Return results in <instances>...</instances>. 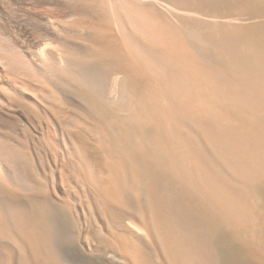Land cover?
<instances>
[{
    "label": "bare ground",
    "instance_id": "obj_1",
    "mask_svg": "<svg viewBox=\"0 0 264 264\" xmlns=\"http://www.w3.org/2000/svg\"><path fill=\"white\" fill-rule=\"evenodd\" d=\"M86 222L123 264H264V0H0V264Z\"/></svg>",
    "mask_w": 264,
    "mask_h": 264
},
{
    "label": "rangeland",
    "instance_id": "obj_2",
    "mask_svg": "<svg viewBox=\"0 0 264 264\" xmlns=\"http://www.w3.org/2000/svg\"><path fill=\"white\" fill-rule=\"evenodd\" d=\"M82 200L84 202L83 198H82ZM86 224H89V226ZM83 226L84 227L82 229V240L83 241H90L93 244L94 248H96L95 246H97V244H98V246L96 249H93V252L92 251L90 252L89 250L82 248L81 245H75L77 247H75L74 245H71L72 247H70L69 245L65 246V248H66L65 253L67 255L68 260L71 263H73V264H114V263L115 264H123V262L120 260V258H118V256H115L116 254L112 250L111 244L109 243L107 237L105 235H103L101 233V231H99L100 227L96 222H88V223L86 222ZM86 232H87V234H86ZM99 233H101V234H99ZM88 237H89V240H87ZM93 238H94V240H93ZM102 248H104V249H102ZM88 252H90V253H88Z\"/></svg>",
    "mask_w": 264,
    "mask_h": 264
}]
</instances>
